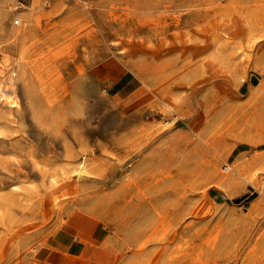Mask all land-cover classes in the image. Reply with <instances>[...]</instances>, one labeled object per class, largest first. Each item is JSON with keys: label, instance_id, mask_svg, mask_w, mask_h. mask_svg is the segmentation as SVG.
Instances as JSON below:
<instances>
[{"label": "rangeland", "instance_id": "1", "mask_svg": "<svg viewBox=\"0 0 264 264\" xmlns=\"http://www.w3.org/2000/svg\"><path fill=\"white\" fill-rule=\"evenodd\" d=\"M0 90V264H264V0H0Z\"/></svg>", "mask_w": 264, "mask_h": 264}, {"label": "crops", "instance_id": "2", "mask_svg": "<svg viewBox=\"0 0 264 264\" xmlns=\"http://www.w3.org/2000/svg\"><path fill=\"white\" fill-rule=\"evenodd\" d=\"M82 247L84 251L87 246L80 242V240H73L71 243L65 244V247L58 250L56 257V264H92V259H88L82 252H77V248Z\"/></svg>", "mask_w": 264, "mask_h": 264}, {"label": "bare ground", "instance_id": "3", "mask_svg": "<svg viewBox=\"0 0 264 264\" xmlns=\"http://www.w3.org/2000/svg\"><path fill=\"white\" fill-rule=\"evenodd\" d=\"M0 91H1V90H0ZM2 92H3V91H2ZM5 93H7V92H5ZM5 98H6V100H7L9 103H11V104H15V103H17L16 97H15V96H12V94L6 96ZM10 172H13V170H10ZM9 176H10V174H9ZM9 176H5V175L1 176V177H0V184H1V185L6 184L7 181H8V180H7V177H9ZM13 177H15V176H13ZM13 188H17V186H16V185H13Z\"/></svg>", "mask_w": 264, "mask_h": 264}]
</instances>
